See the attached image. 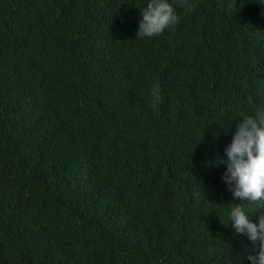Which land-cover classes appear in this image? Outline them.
<instances>
[{
	"label": "trees",
	"instance_id": "16d2710c",
	"mask_svg": "<svg viewBox=\"0 0 264 264\" xmlns=\"http://www.w3.org/2000/svg\"><path fill=\"white\" fill-rule=\"evenodd\" d=\"M251 2L141 38L145 0H0V264H251L217 161L264 104Z\"/></svg>",
	"mask_w": 264,
	"mask_h": 264
},
{
	"label": "clouds",
	"instance_id": "9594fccd",
	"mask_svg": "<svg viewBox=\"0 0 264 264\" xmlns=\"http://www.w3.org/2000/svg\"><path fill=\"white\" fill-rule=\"evenodd\" d=\"M178 4L188 7L192 12L203 9L207 0H177ZM256 7V8H255ZM138 22V37H152L163 33L165 28L177 21L174 0H145ZM251 13L244 23H252V45L260 47L264 55V0H252ZM264 63V58H263ZM257 92L264 101V68L260 71ZM233 123H238L231 140L224 148V157H217L225 164L222 179L230 190L229 204L226 205V223L248 239L260 241L256 254L249 255L251 264H264V104L260 111L240 114ZM146 128L142 140L151 137ZM223 149L222 141L219 144ZM185 174L176 173L170 177L168 186L182 190L186 186ZM227 264H232L227 261Z\"/></svg>",
	"mask_w": 264,
	"mask_h": 264
}]
</instances>
